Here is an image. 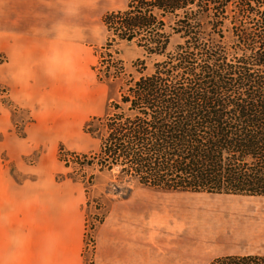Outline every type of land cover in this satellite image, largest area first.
<instances>
[{
  "label": "trees",
  "instance_id": "obj_1",
  "mask_svg": "<svg viewBox=\"0 0 264 264\" xmlns=\"http://www.w3.org/2000/svg\"><path fill=\"white\" fill-rule=\"evenodd\" d=\"M102 22L109 48L134 43L157 59L150 73L137 59V78L113 56L101 62L103 82L130 79L84 124L99 148L75 157L79 171L168 192L264 197V0H128ZM174 35L181 42L169 50ZM96 205L101 223L108 209ZM210 264H264V255Z\"/></svg>",
  "mask_w": 264,
  "mask_h": 264
},
{
  "label": "rangeland",
  "instance_id": "obj_2",
  "mask_svg": "<svg viewBox=\"0 0 264 264\" xmlns=\"http://www.w3.org/2000/svg\"><path fill=\"white\" fill-rule=\"evenodd\" d=\"M127 1L93 0L87 6L84 16L88 30L93 22L92 41H88L93 56L83 75H77V82L92 80L88 94L60 90L52 102L44 99L38 110L16 103L5 83L6 24L19 20L21 14L2 11L5 6L0 5V212L14 215L18 246L31 248L35 255L30 256L43 248L44 264H97L98 230L110 213L115 223L130 219L132 233L142 238L145 261L154 253L164 255L167 262L189 256V264H210L227 255H264V197L156 190L120 182L115 176L109 179L110 174H97L87 167L82 173L74 163L75 157L99 148L98 140L84 131L86 121L102 116L109 102L119 98L129 75L139 76L137 59H145L144 73L153 70L157 59L144 58L134 43L107 46L109 34L103 16L122 11ZM81 16L78 12L79 21ZM226 25L230 26L228 21ZM225 34L229 39V33ZM179 42L177 35L172 36L169 50ZM109 55L121 60L129 75L108 84L101 76ZM112 66L118 67V62ZM82 99H91L90 113L94 115L77 121L78 110L72 103ZM92 173L97 174L94 181L88 179ZM97 202L108 209L101 223L94 208ZM77 220L79 236L76 228L71 231ZM41 222L44 231L36 228Z\"/></svg>",
  "mask_w": 264,
  "mask_h": 264
},
{
  "label": "crops",
  "instance_id": "obj_3",
  "mask_svg": "<svg viewBox=\"0 0 264 264\" xmlns=\"http://www.w3.org/2000/svg\"><path fill=\"white\" fill-rule=\"evenodd\" d=\"M88 4L92 6L93 0L0 2L2 7L5 6L2 11L21 14L19 20L6 24L4 38V78L16 103L38 110L44 99L52 102L60 90L65 94H88L87 87L92 88V80H84L82 76L85 82H77V75H83L93 56V50L88 46V41H92L89 32L92 35L93 22L88 30L84 16ZM78 12L83 17L80 21ZM90 100L72 103V107L79 111H76L75 120L93 117ZM35 118L39 119V116ZM13 217L11 212H0V264H44L43 248L37 250L36 256H30L35 255L31 248L23 244L18 246L20 241L14 235ZM129 220L115 223L110 213L105 218L98 230L97 264H189V256L186 260L182 256L167 262L164 255L156 253L152 260L145 261L142 238L132 233ZM36 228L44 231L45 223L41 222ZM75 228L79 236L81 224L78 220L71 227L73 233ZM58 261L61 263L62 260Z\"/></svg>",
  "mask_w": 264,
  "mask_h": 264
}]
</instances>
